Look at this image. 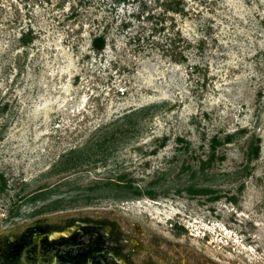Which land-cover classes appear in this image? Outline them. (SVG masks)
Instances as JSON below:
<instances>
[{
    "label": "rangeland",
    "instance_id": "rangeland-1",
    "mask_svg": "<svg viewBox=\"0 0 264 264\" xmlns=\"http://www.w3.org/2000/svg\"><path fill=\"white\" fill-rule=\"evenodd\" d=\"M162 1L0 0V235L92 217L134 264H264V0Z\"/></svg>",
    "mask_w": 264,
    "mask_h": 264
},
{
    "label": "flooded vegetation",
    "instance_id": "flooded-vegetation-1",
    "mask_svg": "<svg viewBox=\"0 0 264 264\" xmlns=\"http://www.w3.org/2000/svg\"><path fill=\"white\" fill-rule=\"evenodd\" d=\"M114 229L92 217H70L64 225L41 217L20 233L0 235V264H134Z\"/></svg>",
    "mask_w": 264,
    "mask_h": 264
},
{
    "label": "trees",
    "instance_id": "trees-1",
    "mask_svg": "<svg viewBox=\"0 0 264 264\" xmlns=\"http://www.w3.org/2000/svg\"><path fill=\"white\" fill-rule=\"evenodd\" d=\"M134 1V0H133ZM114 3L116 4H121V3H124V4H129L131 2V0H113ZM170 3V5H169ZM162 5L164 7V9H167V10H179L178 9V6L179 3L177 1H174V0H171V1H166V0H163L162 1ZM93 45L94 47L96 48H102L104 46V36L103 35H97L93 38ZM226 140H229V137L226 138ZM259 137H257V143L256 141H249V150H248V159L249 161L251 159H256L258 156H259V153H260V143H259ZM120 184V183H118ZM115 186H118V187H123L121 185H115ZM125 188H132V185L131 183L127 184L126 186H124ZM191 188H192V185H191ZM189 189V191L193 192V191H196L194 190L193 188L192 189ZM207 189H199L197 190L196 192L199 193V192H205ZM132 192L135 194V195H141L142 194V191L139 190L138 188H132ZM143 193H146L147 195L149 196H153L154 195V192L152 190H146L145 192Z\"/></svg>",
    "mask_w": 264,
    "mask_h": 264
}]
</instances>
